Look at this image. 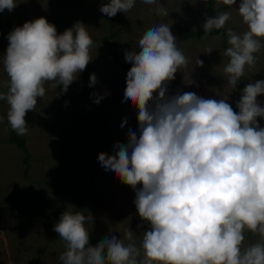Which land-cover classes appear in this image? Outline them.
<instances>
[{
  "label": "clouds",
  "instance_id": "9594fccd",
  "mask_svg": "<svg viewBox=\"0 0 264 264\" xmlns=\"http://www.w3.org/2000/svg\"><path fill=\"white\" fill-rule=\"evenodd\" d=\"M154 5L157 0H142ZM232 6L237 0H222ZM136 0H110L100 11L108 17L127 13ZM207 6V0H205ZM16 0H0V12L12 11ZM156 14L168 16L163 5ZM238 13L248 30L227 33L224 67L228 85L235 89L245 66H255L264 38V0H241ZM227 12L206 17L204 32L224 28ZM83 22L58 34L44 18L25 22L8 34L3 68L9 79L6 100L11 128L26 135V114L37 98L45 95L44 84L55 81L62 92L92 60L95 47ZM140 51H126L132 66L127 73L125 100L138 108L139 136L129 130L126 145H115L114 154L100 153L101 166L114 173L136 193L135 205L146 223L140 246L132 230L124 239L109 235L91 246V214L68 210L53 230L65 241L62 264H264V242L245 246V229L264 241V80L247 84L234 111L228 96L205 99L194 92L168 97L166 83L188 59L179 50L167 24L148 29L138 41ZM211 53V52H209ZM203 66V61L198 60ZM97 83L93 73L90 85ZM158 96L154 97V93ZM99 103L104 95H96ZM150 101L153 103L150 105ZM67 105V102H66ZM126 123V122H125ZM122 127L124 125L122 124ZM142 188H137L141 185ZM87 211V210H85ZM125 239L127 243H125ZM141 249L143 257H141Z\"/></svg>",
  "mask_w": 264,
  "mask_h": 264
},
{
  "label": "rangeland",
  "instance_id": "374dc122",
  "mask_svg": "<svg viewBox=\"0 0 264 264\" xmlns=\"http://www.w3.org/2000/svg\"><path fill=\"white\" fill-rule=\"evenodd\" d=\"M240 2L224 11L230 15L224 26L227 33L232 30L242 34L248 30L238 13ZM16 3L14 10L0 12L2 87L10 79L2 62L9 45L8 34L13 31L6 25L7 20L22 27L25 22L44 17L56 26L58 34L78 21L83 22L93 38L109 32L108 22L100 11L101 0H16ZM222 4V0H215V5ZM161 5L166 7L168 16L156 14V8ZM206 17L212 16L205 0H157L154 5L136 0L127 13L118 12L114 16L116 35L112 42L118 54L125 58L126 51H140L138 41L148 29L167 24L176 37L179 50L188 59V65L177 71L173 81L166 83V95L173 97L194 92L205 99L216 100L228 96L227 102L232 106L236 88L228 85L224 73L229 57L224 55L226 49L222 46L221 35L204 34L199 39H191L185 32L186 27L204 30L202 25ZM92 40L95 45L90 49L92 60L72 83L84 88H68L65 93L58 86L53 87L55 81H47L44 97H38L35 109L26 114L28 131L23 136L30 151L29 171L34 182L23 177L21 150L3 140L11 127L7 119L10 106L7 101L0 100V200H5L0 203V264H62L59 256L66 250L65 241L55 239L59 234L53 230L58 221L40 218L28 209V206L37 205V183L48 194L47 202L59 217L68 206H74L70 208L74 213L83 211L93 216L92 223L86 225L90 237L104 239L111 234L124 239L125 232L132 230L139 247L143 232L148 228L146 223L142 228L137 227L142 221L134 203L135 190L114 173L106 171L98 160L100 153L112 155L115 145H126L129 130L139 136V121L138 114L124 98L104 94L124 92L122 67L115 63L100 40ZM261 45L260 51L254 53L255 66H245L246 83L241 95L247 84L264 80V38H261ZM198 60L203 61V66L198 65ZM93 73L97 83L89 86ZM89 89L99 91L94 93L104 98L95 103V96ZM257 101L264 106V95L258 96ZM235 108L238 113L236 105ZM257 120L264 127V118ZM137 188H142V184ZM244 235L245 246L264 242L258 234L247 229Z\"/></svg>",
  "mask_w": 264,
  "mask_h": 264
},
{
  "label": "trees",
  "instance_id": "16d2710c",
  "mask_svg": "<svg viewBox=\"0 0 264 264\" xmlns=\"http://www.w3.org/2000/svg\"><path fill=\"white\" fill-rule=\"evenodd\" d=\"M239 1V0H237ZM108 2V0H101V5L102 4H106ZM234 5L232 6H228V5H220L217 6L215 5V0H207V9L209 11V13L211 14L212 17H215L216 15H219L220 13L232 8ZM102 13V12H101ZM103 17L105 18V20L108 22L109 25V32L108 34H105L103 36H101L100 38H93L94 40H100L103 45H105V47L107 48V50L109 51V53L111 54V56L113 57L115 63L117 65H119L120 67H122V84L124 87V92L122 94H118V93H111V92H105L104 94L112 96L114 98L120 99V98H124L125 99V89H126V78H127V73L131 68V64L129 62L126 61V59L124 57H122L121 55L118 54L117 50L114 47V44L112 42V39L114 38V36L116 35V30H115V19L114 17H108L107 15L103 14ZM6 25L8 27H10L12 30H14L16 27H21L19 24L7 20L6 21ZM185 32L186 35L188 37H190L191 39H199L202 35L204 34H211V35H221L223 41H222V46L223 48L227 49L229 47L228 45V37H227V30L225 28L222 29H212L210 32L205 33L204 30H194L190 27H186L185 28ZM228 58V62H229ZM246 83V77L243 75L242 76V80L241 82H238L237 87H236V95L232 101V107L234 109V111H236L235 109V105L236 102L240 99L241 97V89L244 86V84ZM8 85L9 83L5 86L2 87L0 86V90L2 91V93H7L8 91ZM68 88H72L73 90H78V89H82L84 88L82 85H76V84H71ZM58 89L60 91H62V86H58ZM89 92L94 93V92H99L97 90H93V89H89ZM102 93V92H100ZM6 101V100H5ZM129 103V102H128ZM150 105L152 104V101L149 102ZM129 105L133 108V110L138 114V108H136L135 106H133L131 103H129ZM5 142L7 143H11L14 144L16 147H18L23 156L21 157V162L23 163V177L26 180L29 181H33L29 171L30 168V160H29V156H30V151L26 145V139L23 135H18L16 133V131H14L11 127L9 129V133L7 135V137L5 139H3ZM38 187L35 191V196H36V203L37 205L34 207H30L28 206V209L30 211V213L40 217V218H51L53 220L59 221L60 217L57 215V213L55 211H53L48 202H47V197L48 194L43 191V189L41 188L40 184L37 183ZM5 202V200H0V203ZM55 239H61L60 237H56ZM103 238L101 237H90L89 243L91 246H96L98 244L99 241H101ZM62 240V239H61Z\"/></svg>",
  "mask_w": 264,
  "mask_h": 264
}]
</instances>
